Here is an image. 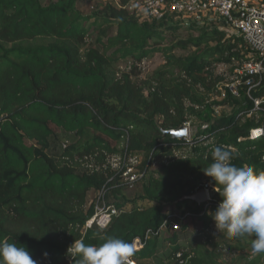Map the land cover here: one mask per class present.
I'll list each match as a JSON object with an SVG mask.
<instances>
[{"label": "trees", "instance_id": "trees-1", "mask_svg": "<svg viewBox=\"0 0 264 264\" xmlns=\"http://www.w3.org/2000/svg\"><path fill=\"white\" fill-rule=\"evenodd\" d=\"M142 1L90 0L85 12L80 0H0V240L38 264H75L68 247L99 245L101 231L139 238L136 264H261L251 243L213 229L208 212L222 198L203 169L224 146L232 164L264 171V136L248 138L264 127L252 100H264V76L242 78L238 95L221 91L246 60L243 39L186 16H141ZM155 54L164 61L143 78L120 67ZM187 123L196 127L189 140L164 134ZM132 155L142 176L129 185ZM205 182L208 203L181 200ZM104 200L119 214L84 230ZM239 247L248 254L225 258Z\"/></svg>", "mask_w": 264, "mask_h": 264}, {"label": "clouds", "instance_id": "clouds-1", "mask_svg": "<svg viewBox=\"0 0 264 264\" xmlns=\"http://www.w3.org/2000/svg\"><path fill=\"white\" fill-rule=\"evenodd\" d=\"M232 152L224 146L212 149L213 162L203 169L215 182L214 190L222 198L208 215L217 232L226 233L229 239L245 235L254 236L252 253L264 254V171L231 163ZM103 241L99 245L75 240L67 255L75 264H131L135 253L133 244L104 232L94 233ZM47 257V253L44 254ZM0 264H38L25 246L0 240Z\"/></svg>", "mask_w": 264, "mask_h": 264}, {"label": "built area", "instance_id": "built-area-1", "mask_svg": "<svg viewBox=\"0 0 264 264\" xmlns=\"http://www.w3.org/2000/svg\"><path fill=\"white\" fill-rule=\"evenodd\" d=\"M142 4L148 18L161 20L166 14L178 15L182 18L186 16L197 24H217L222 28L228 27L243 39L248 48L246 60L240 69L236 70L238 74L236 80L220 85L219 89L221 91H224V88H228L234 95H238V86L242 78H246V84L249 85L252 82L251 76H264V1L176 0L170 4H165L163 0H143ZM252 100L254 102L253 109L264 113V107L262 106L264 100L258 98H252ZM215 110L216 113H220L221 107H217ZM185 126L190 128V123ZM261 136H264V127L252 129L248 138L257 140ZM130 161L131 164L124 169L122 176L125 182L133 185L142 176L137 169L140 163V156L132 155ZM120 162V158L113 161L115 166H118ZM201 188L207 191L210 201L213 195L211 184L207 182L200 183L194 192ZM118 214L119 209L104 200L96 206L95 214L86 221L84 230L93 227L105 229ZM174 227L178 229L179 225L175 224ZM133 245L135 249H139L142 247V242L139 238H136ZM131 264H136V262L131 259Z\"/></svg>", "mask_w": 264, "mask_h": 264}, {"label": "rangeland", "instance_id": "rangeland-1", "mask_svg": "<svg viewBox=\"0 0 264 264\" xmlns=\"http://www.w3.org/2000/svg\"><path fill=\"white\" fill-rule=\"evenodd\" d=\"M91 2L90 0H80V8L87 12V11H90L91 10ZM136 5L139 6V12L141 14V16H143L144 14V6L143 4L140 3H137ZM169 15V14H166L165 17ZM164 17V18H165ZM171 20L172 22H180V23H183L181 20L183 19L181 16H178V15H172L171 14ZM142 21L143 22H146L147 19H145L144 17L142 18ZM191 24V23H190ZM217 24H215L216 26ZM178 54H181V52L177 51ZM164 59H163V56L161 54H155L153 57L151 58H148L147 60H144L141 64H135L133 61L131 60H127V61H124L121 63L120 67L122 68H126V69H133L135 72L139 73L140 77H144L148 72H152L154 69H156L158 66H160L162 63H163ZM135 66H137L135 68ZM228 68L225 67V66H220V70L221 71H225L227 70ZM226 111L229 112L230 108H226L225 109ZM195 130H196V127L190 125V128H189V137L186 139V140H189V138H192L194 133H195ZM213 229L217 232V230L215 229V225L213 226ZM218 233V232H217ZM220 234H223V233H220ZM240 238V241H236L235 240H230V243L237 246H242L243 243H251L252 240L254 239V236H249V235H245V236H242V237H238ZM224 256L225 258L228 260L230 257H235L237 255H247L248 252H247V249H241L240 247L239 248H235L233 249V251H230V250H225L224 251ZM253 254V253H252ZM261 261V264H264V257L260 260Z\"/></svg>", "mask_w": 264, "mask_h": 264}, {"label": "water", "instance_id": "water-1", "mask_svg": "<svg viewBox=\"0 0 264 264\" xmlns=\"http://www.w3.org/2000/svg\"><path fill=\"white\" fill-rule=\"evenodd\" d=\"M189 127L182 125L176 129L165 130L164 134L172 136L174 139H187L189 137ZM190 199L197 202L198 204H206L209 202L207 191L204 188L199 189L198 191L193 192L190 195H186L181 198V200Z\"/></svg>", "mask_w": 264, "mask_h": 264}, {"label": "crops", "instance_id": "crops-1", "mask_svg": "<svg viewBox=\"0 0 264 264\" xmlns=\"http://www.w3.org/2000/svg\"><path fill=\"white\" fill-rule=\"evenodd\" d=\"M217 26V25H216Z\"/></svg>", "mask_w": 264, "mask_h": 264}]
</instances>
